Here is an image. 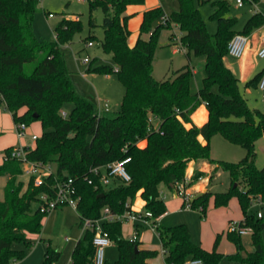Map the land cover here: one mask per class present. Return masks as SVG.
I'll use <instances>...</instances> for the list:
<instances>
[{
    "label": "trees",
    "instance_id": "trees-1",
    "mask_svg": "<svg viewBox=\"0 0 264 264\" xmlns=\"http://www.w3.org/2000/svg\"><path fill=\"white\" fill-rule=\"evenodd\" d=\"M42 1L0 0V107L12 114L15 123H41L43 132L29 149L28 158L55 168L40 184L35 183L34 177L26 180L22 161L6 158L14 147L6 148L4 162L0 164V177L7 178L4 198L0 199V264L26 256V250L15 248V243L33 246L29 235L42 232L47 215L39 209L41 195H54L57 182L74 179L80 195L77 211L81 228L83 217L100 218L105 206L115 213L126 212L129 209L126 203L131 204L138 194L145 201V210L160 217L167 211L160 197L161 185L174 190L186 179L188 167L195 160H207L216 164L215 171L229 172L231 187L227 192L200 193L193 201V208L199 207L205 213L211 194L218 207L237 196L244 213L240 223L253 229L254 251L244 254L242 236L229 229L227 237L236 246L230 258L264 264V217L252 211L256 201L264 202V166L256 163V142L264 137V113L249 105L239 78L226 63L229 41L237 33L249 35L263 26L264 13H253L243 30L238 31L236 19L226 15L230 2H214L212 17L218 22V30L212 34L196 1L178 0L179 9L170 14L166 23L155 24L162 15L161 7L145 11L137 42L130 46V15L126 9L145 0H89L91 11L101 8L104 12L101 43L104 52L112 54L114 63L91 64L88 71L115 73L126 90L119 111L101 112L98 104L77 92L66 61L64 45L82 31L81 18L64 14L55 26L56 39L41 38L35 33L34 20ZM95 25L91 18V29ZM172 25L178 26L182 46L190 59L192 55L205 57L204 77L197 90L192 87L194 69L190 64L167 79L158 80L154 76L161 32ZM95 37L90 34L89 41ZM262 74H257L247 85L258 86ZM68 103L73 106L64 117L62 112ZM203 103L209 118L198 126L192 115ZM155 118L159 119L157 124L152 122ZM217 132L246 149L242 160L228 162L212 158L211 139ZM127 157L130 161L126 168L131 175L128 183L113 179L106 186L93 173L96 167ZM204 174L195 170L192 178L197 180ZM103 225L118 246L115 264H153L151 260L157 251L141 248L138 237H124L122 221H107ZM157 231L167 264H183L196 258L205 264H219L223 257L217 250L222 233L217 235L210 251L192 240L185 223L159 224ZM95 235V229L83 231L70 264H94ZM59 256L58 250L48 246L42 264H54ZM105 264L109 262L106 260Z\"/></svg>",
    "mask_w": 264,
    "mask_h": 264
},
{
    "label": "rangeland",
    "instance_id": "rangeland-1",
    "mask_svg": "<svg viewBox=\"0 0 264 264\" xmlns=\"http://www.w3.org/2000/svg\"><path fill=\"white\" fill-rule=\"evenodd\" d=\"M162 15L156 20L155 24L162 22L164 16H170L174 10L179 9L178 0H161ZM201 10V14L206 21L207 28L210 33L214 34L218 30V22L212 17L215 6L214 2H224L228 0H195ZM230 6L226 15L236 19L235 29L243 30L246 22L253 13L261 11L264 13V0L252 2L246 0L243 6H238L235 0L229 1ZM52 13V15L49 14ZM64 14L68 17L79 16L83 23V29L77 33L71 44L65 46V56L71 77L77 92L99 105V99L109 100L112 111L116 112L121 109L122 101L125 95V86L120 81L117 74H104L99 72H89L88 68L91 64L99 66L101 64H113L112 54L104 52L101 40L104 37V29L102 21L104 12L101 8L91 11L89 0H43L40 10L35 16L34 30L35 33L46 40H55V26L62 19ZM93 18L96 25L91 29L90 20ZM170 32V34H169ZM254 29L248 36L250 38L255 35ZM96 36L94 38L95 45L87 46L89 35ZM169 34V36H168ZM172 48L164 46L159 48L154 63V76L158 80H164L173 75V72L190 64L194 69L192 79L193 90H197L202 85L204 77L205 57H195L192 55L190 59L186 52L181 49L174 50L177 45H181V32L176 25L164 29L161 32L159 44L168 42ZM86 57L90 58V62H85ZM230 62H237V58L228 56ZM253 61L257 66V72L264 70V58L253 56ZM257 106H261L260 98H258ZM73 104L68 103L65 106V112H70ZM0 161L2 154L6 148L27 145L33 148L34 141L29 137L20 139L16 130V123L2 106L0 107ZM32 134L41 135L43 127L39 121H35L29 126ZM30 143V144H28ZM256 163L259 167L264 166V137L260 138L256 143ZM246 155V149L240 145L227 140L222 134L215 133L211 139V156L216 161L239 162ZM191 179L189 191L195 195L203 193L206 184H202L203 178L193 180V174H189ZM194 173V172H193ZM204 177L209 176L204 172ZM26 176V175H25ZM29 180V177H24ZM3 178H0V198L4 197V187L2 185ZM212 193L227 192L231 187V177L229 172L219 169L216 171L214 178L208 184ZM163 197L166 204L167 214L162 219L164 226H174L185 223L191 230L192 240L203 248L212 251L215 246L217 235L222 233V237L218 244L217 250L223 254L219 264H249L245 261L232 260L230 255L235 251H231L233 244L227 237V231L230 225L240 222L244 218V213L237 196H233L229 203L225 206L218 207L215 204V197L210 195L206 212L203 213L200 208H182L184 198L179 196L174 190L163 187ZM37 203L34 207H37ZM133 205L137 208L143 207V199L137 195L133 200ZM252 211L257 215L258 212L264 214V204L254 203ZM80 217L78 211L72 206H60L54 210L47 212L43 221V230L40 234L32 235L33 246L28 247L24 243H15L14 247L25 249L26 256L21 260H11L8 264H42L45 258L48 246L60 252L59 258L54 264H70V259L74 247L82 235L79 226ZM124 236H134V231L128 221H124ZM242 236L245 246V252L254 251L252 234L247 233ZM264 241V230L262 232ZM67 238L69 240L67 241ZM139 238L144 245L157 251L154 258V264H167L163 256V245L156 233L150 232L148 228L140 230ZM119 255L118 246L114 243L107 249L106 259L109 264H115Z\"/></svg>",
    "mask_w": 264,
    "mask_h": 264
},
{
    "label": "built area",
    "instance_id": "built-area-1",
    "mask_svg": "<svg viewBox=\"0 0 264 264\" xmlns=\"http://www.w3.org/2000/svg\"><path fill=\"white\" fill-rule=\"evenodd\" d=\"M245 1L246 0H235L238 6H243ZM50 15H52V13H50ZM168 19L169 16H164L162 18V21L166 23ZM249 43H250V39L247 34H243V33L235 34L228 44V56L237 59L242 58L249 47ZM87 45L93 46L94 41H89ZM175 49L176 50L181 49L183 52H186V49L185 47L182 46V44L177 45ZM256 56L260 58H264V34L262 35L260 45L256 50ZM84 61L88 63L91 60L89 57H86ZM258 88L262 92V111L264 113V72L260 78ZM99 110L101 112L111 110L110 103L108 101L99 103ZM62 113L64 117L67 116V112L63 111ZM155 120L157 119L156 118L152 119V122L155 123ZM29 126L30 125L24 121L16 122V130L18 136L20 139L29 137L35 143V141L38 139L40 135L30 133ZM30 148H31L30 146L21 144L20 146L14 147L10 153L6 154V158L21 160L23 163L24 175L28 176L29 178L34 177L35 183L40 184L45 176H48L55 171V168L52 165L43 163L41 161L30 160L28 158V151ZM129 161H130V157L115 162H111L105 166L94 168L93 173L99 175L101 178V182L106 186H109L112 183L113 179H117L119 181L128 183L131 181V175L129 174L126 168V165ZM190 181L191 179L187 176L186 179L183 182L178 183L174 189V191L179 196H182L184 198L183 209L193 208V201L195 199V194L190 192L188 189ZM89 183H92L91 179H89ZM55 187H56V192L54 195H51L49 193H43L41 195V201L39 203L40 211L42 213H47L60 206H66V205L72 206L77 210L78 203L80 200V195L78 193V189L75 185L74 179L68 178L64 181L57 182ZM255 203L261 205L264 204V202L261 200H258ZM126 207H128L129 209L126 212L119 214L112 211V209L109 206H105L103 208L102 215L100 218L97 219H91L87 217L82 218L83 230H87V229L96 230V235L93 239V243L95 245V255L93 258L94 264H105L107 248L113 244V241L108 231L104 228L103 225L104 222L115 221V220H119L122 222L132 221L133 223L136 224L137 231L139 230V227H149L154 231H156V233L158 234L157 226L160 224L159 223L160 217H155L153 212L150 210H144L142 212L133 211L129 203H126ZM257 215L260 218L264 217V214L262 212H258ZM229 229L230 231L238 233L240 235H244L247 233L252 234L253 232L252 227L242 225L240 222L230 225ZM137 234L138 232H136L132 238L136 239ZM183 264H205V263L202 259L196 258V259L188 260Z\"/></svg>",
    "mask_w": 264,
    "mask_h": 264
},
{
    "label": "crops",
    "instance_id": "crops-1",
    "mask_svg": "<svg viewBox=\"0 0 264 264\" xmlns=\"http://www.w3.org/2000/svg\"><path fill=\"white\" fill-rule=\"evenodd\" d=\"M228 1H232V0H228ZM42 5H43V1H42ZM161 6H162V1L161 0H145L144 3H142V4H132V5H129L127 7L126 14L127 15H130V18H129V21H128V26H129V29L131 31V33L129 35V38H128V42H129V45L130 46H134L136 44L137 39H138V37L140 35V27H141V24L143 22L144 12L147 11V10H149V9L156 8V7H161ZM174 11H177V10H174ZM49 13H51V12H49ZM73 17H75V16H73ZM169 34H170V32H169ZM169 34H168V36H169ZM263 34H264V25L256 29L255 35H253L252 38L249 37V39H250L249 47H248L245 55L242 58L238 59L237 62H230L229 57L228 56L226 57V63H227V65L233 70V72L239 78L240 89H241L243 95L245 96V98L248 100L249 105L252 108H260V109H262V92L259 90L258 86H248L247 85V82L249 80L255 78V76L257 74H259L261 72H264V70H262L261 72H257V66H256L255 62L253 61V56H256V50H257L258 46L260 45L261 37H262ZM88 42H89V40L87 41V43ZM71 43H69V44H71ZM66 45H68V44H66ZM66 45H64V48H65ZM94 45H95V42H94ZM93 46H90V47H93ZM164 46H168V47L172 48L171 45L169 44V39H168V42H166L165 44H161L160 45V48H162ZM173 49L176 51L175 48H173ZM258 98H260V101H261V106H259V107L257 106L258 105L257 104ZM106 101L109 102V100H106ZM103 102H105V101L99 99V103H103ZM110 106H111V104H110ZM111 110H112V108H111ZM8 113L12 117V114L10 112H8ZM208 118H209V111H208L207 106H206L205 103H203L194 112V114L192 115L193 122L196 125H198V126H201L205 122H207L208 121ZM12 119H13V117H12ZM158 122H159V119L155 120V123L156 124ZM188 126H190V124ZM1 134H2V132L0 131V135ZM201 140L203 142H205V140H204L203 137H201ZM28 144H30V143H28ZM143 144H145V142H143ZM3 155L4 154H2V159L0 161V164H2L4 162ZM215 168H216V164L211 163V162H209L207 160H195V161H192L190 163V165L188 167V170L190 169V171H189L190 173L189 174H193V172L195 170H200V171L206 172L209 175V176H205V177L203 176L202 177L203 178V180L201 181L202 184H204V183L206 184V187H205V189H203L202 192L211 191L210 188H209V186H208V184L212 181V179L215 176V173H216ZM188 170H187V176H188ZM23 176L28 178V176H25V175H23ZM0 178H3L2 185H3V187H5L6 182H7V178L6 177H0ZM163 187H167V186L166 185H161V187H160V197L164 200V197H163V194L164 193H163V189H162ZM138 195H140V194H138ZM198 195L199 194L195 195V197H197ZM3 198L4 197H2L0 199H3ZM130 205H131V209L133 211L142 212V211L145 210V208H144L145 201L144 200H143V207L142 208H140V207L139 208L138 207L136 208L133 205V202ZM182 208H183V204H182ZM166 214H167V211L160 216V218H159V223L160 224H162V219H163V217ZM128 223L131 225V227H132V229L134 231L133 232L134 235H135L136 232H138L137 237H138L139 241L141 242V246L140 247L141 248H145V249H151V248L145 246L144 243H143V241H141L140 238H139L140 230L143 227H139V230L137 231V226H136L135 223H133L132 221H128ZM123 225H124V222H123ZM146 228L150 229V232L156 233V231H154L153 229H151L149 227H146ZM81 230H82V233H83L84 230L82 228H81ZM32 235H34V234L29 235V237L31 239H32ZM123 235H124V232H123ZM124 237H126V236H124ZM132 237L133 236H130L129 235L126 238H132ZM68 240H69V238H67V241ZM113 244H114V242H113ZM232 244H233L234 248L232 247L231 248V251L232 252L233 251L236 252V246L234 245V243H232ZM111 246H109L107 249H109ZM162 253H163V256L165 258L164 248L162 250ZM151 262L154 264V258L151 260ZM70 263H71V259H70Z\"/></svg>",
    "mask_w": 264,
    "mask_h": 264
},
{
    "label": "water",
    "instance_id": "water-1",
    "mask_svg": "<svg viewBox=\"0 0 264 264\" xmlns=\"http://www.w3.org/2000/svg\"><path fill=\"white\" fill-rule=\"evenodd\" d=\"M38 115L37 114H34V117H37ZM101 196H104L103 194Z\"/></svg>",
    "mask_w": 264,
    "mask_h": 264
}]
</instances>
